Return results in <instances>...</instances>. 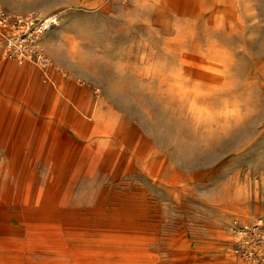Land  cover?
Segmentation results:
<instances>
[{
	"label": "rangeland",
	"instance_id": "rangeland-1",
	"mask_svg": "<svg viewBox=\"0 0 264 264\" xmlns=\"http://www.w3.org/2000/svg\"><path fill=\"white\" fill-rule=\"evenodd\" d=\"M2 10L0 264H264V0Z\"/></svg>",
	"mask_w": 264,
	"mask_h": 264
},
{
	"label": "built area",
	"instance_id": "built-area-1",
	"mask_svg": "<svg viewBox=\"0 0 264 264\" xmlns=\"http://www.w3.org/2000/svg\"><path fill=\"white\" fill-rule=\"evenodd\" d=\"M0 18L5 22L8 21V19H10V16L6 14V12H4L3 10L0 11ZM15 22L18 23V24H22V23H25V24H32V23H35L36 22V18L32 15V14H28L27 16L25 17H17L15 19ZM39 26H40V23H39V18H38V22H37V25L36 27L34 28V31L37 29L39 30ZM25 32L24 34H18V39H19V42H20V45H19V58L21 57H26L29 53H30V48H29V45L31 44V42L33 41V38H32V33H27ZM9 45H11L10 42H8ZM8 51V50H7Z\"/></svg>",
	"mask_w": 264,
	"mask_h": 264
},
{
	"label": "bare ground",
	"instance_id": "bare-ground-1",
	"mask_svg": "<svg viewBox=\"0 0 264 264\" xmlns=\"http://www.w3.org/2000/svg\"><path fill=\"white\" fill-rule=\"evenodd\" d=\"M45 19H46V20H45ZM44 20L46 21V23H48L49 18H44V19H42V20L39 19V23H40L39 30L36 29V30L32 33L33 41L31 42L32 44H30L32 50H33V48H35V47L38 45V41H36L35 38H36L37 34L42 33V30H43L42 27H43V22H44ZM50 20H51V19H50ZM2 21H3V20H2ZM0 22H1V20H0ZM53 22H54V25H55L56 23H55V20H54V19L50 21V23H53ZM52 27H53L52 24H45L44 29H45L47 32H49L50 30H52ZM35 33H37V34L35 35ZM36 39H37V38H36ZM29 48H30V47H29ZM38 56H39V62H44V61H45V58H44L42 55L38 54ZM46 63H47V62H46Z\"/></svg>",
	"mask_w": 264,
	"mask_h": 264
}]
</instances>
